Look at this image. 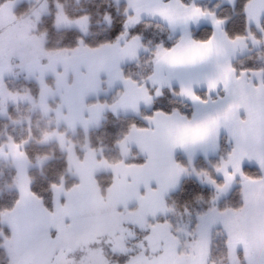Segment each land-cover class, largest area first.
I'll list each match as a JSON object with an SVG mask.
<instances>
[{
    "label": "snow or ice",
    "instance_id": "snow-or-ice-1",
    "mask_svg": "<svg viewBox=\"0 0 264 264\" xmlns=\"http://www.w3.org/2000/svg\"><path fill=\"white\" fill-rule=\"evenodd\" d=\"M0 264H264V0H0Z\"/></svg>",
    "mask_w": 264,
    "mask_h": 264
},
{
    "label": "trees",
    "instance_id": "trees-1",
    "mask_svg": "<svg viewBox=\"0 0 264 264\" xmlns=\"http://www.w3.org/2000/svg\"><path fill=\"white\" fill-rule=\"evenodd\" d=\"M132 71H138V69L133 68ZM122 119H123V117H122ZM99 134L100 133L98 132L97 135H99Z\"/></svg>",
    "mask_w": 264,
    "mask_h": 264
}]
</instances>
